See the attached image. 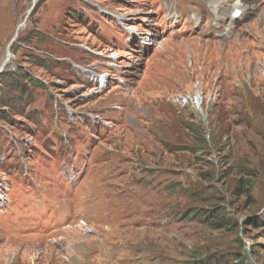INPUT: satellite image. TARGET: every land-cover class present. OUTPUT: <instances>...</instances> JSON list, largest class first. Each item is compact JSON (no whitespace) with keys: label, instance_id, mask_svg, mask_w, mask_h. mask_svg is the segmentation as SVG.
I'll list each match as a JSON object with an SVG mask.
<instances>
[{"label":"rangeland","instance_id":"374dc122","mask_svg":"<svg viewBox=\"0 0 264 264\" xmlns=\"http://www.w3.org/2000/svg\"><path fill=\"white\" fill-rule=\"evenodd\" d=\"M38 1L0 0V98L35 81L0 111V264H264V0ZM200 88L196 155L168 98Z\"/></svg>","mask_w":264,"mask_h":264},{"label":"trees","instance_id":"16d2710c","mask_svg":"<svg viewBox=\"0 0 264 264\" xmlns=\"http://www.w3.org/2000/svg\"><path fill=\"white\" fill-rule=\"evenodd\" d=\"M46 0H39L38 3L36 4V6L34 7V9H38L40 8V6L45 2ZM12 53L15 54L16 50H14L13 46H12ZM26 77V75H24L23 73H19V71H17L16 73L11 75V80L8 81V85L11 88H17V91L20 93V98L17 99L18 101H21L24 97H26V99H31V93L29 88V85H33L35 84V81H33L32 79H24ZM18 79H21L24 83L20 84V81ZM13 81L17 82L14 83ZM10 89V88H9ZM17 100L15 101V99H9V98H0V111H2L3 108H12V104H17ZM27 117H29V115H27ZM193 118V116H192ZM0 120H7L4 119V117L0 116ZM202 126V125H201ZM202 131H200V133L198 134V136H201V138L197 141H199L198 145L191 147V151H193L196 155L199 154H203L205 151H209L211 149L210 146V142L207 139V136L205 135L204 132L205 129L204 127H201ZM187 129L191 131V125H189L187 127ZM177 150H185V149H177ZM246 189L244 187V183L242 180L239 181V186H237L236 191L237 194H235V197L241 196L242 194L246 193ZM191 214V213H189ZM194 216H198V218H200V220H202L203 222H206L208 224L212 223V224H216V223H223V219L221 217V213L218 211V209L213 208H205V209H200V211L197 212V215L195 213ZM248 225H251L253 227H257L258 229H264V218L257 220V221H250Z\"/></svg>","mask_w":264,"mask_h":264},{"label":"bare ground","instance_id":"6f19581e","mask_svg":"<svg viewBox=\"0 0 264 264\" xmlns=\"http://www.w3.org/2000/svg\"><path fill=\"white\" fill-rule=\"evenodd\" d=\"M232 13H234V11H233ZM241 17H242V16H241ZM22 27H24V25H21L20 29H21ZM21 30H22V29H21ZM188 99H189V97H186L185 100H184V105H185V106H186L187 103H188Z\"/></svg>","mask_w":264,"mask_h":264}]
</instances>
